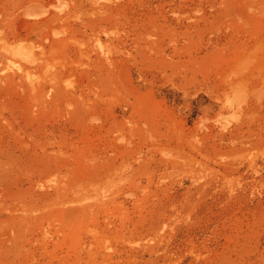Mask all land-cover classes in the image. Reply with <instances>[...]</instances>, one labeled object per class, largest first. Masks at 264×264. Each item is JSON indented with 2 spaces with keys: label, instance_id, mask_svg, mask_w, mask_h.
Masks as SVG:
<instances>
[{
  "label": "rangeland",
  "instance_id": "rangeland-1",
  "mask_svg": "<svg viewBox=\"0 0 264 264\" xmlns=\"http://www.w3.org/2000/svg\"><path fill=\"white\" fill-rule=\"evenodd\" d=\"M0 264H264V0H0Z\"/></svg>",
  "mask_w": 264,
  "mask_h": 264
}]
</instances>
